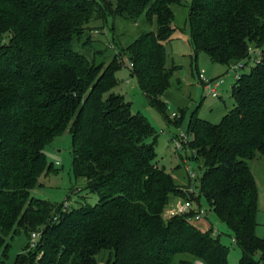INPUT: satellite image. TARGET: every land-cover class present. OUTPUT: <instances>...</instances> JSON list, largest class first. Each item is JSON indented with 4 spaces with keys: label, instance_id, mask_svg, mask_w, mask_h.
<instances>
[{
    "label": "trees",
    "instance_id": "16d2710c",
    "mask_svg": "<svg viewBox=\"0 0 264 264\" xmlns=\"http://www.w3.org/2000/svg\"><path fill=\"white\" fill-rule=\"evenodd\" d=\"M175 6L185 7L184 0H117L115 7L111 0H0V264H9L11 241L21 233L29 245L12 264H97L104 251L110 264H230L220 233H203L193 208L165 217L177 200L201 206V196L234 231L241 264H264L251 166L264 157V0L189 6L197 58L205 53L247 68L253 45L259 59L249 73L236 70L233 108L220 123L194 114L192 139L175 136L202 163L197 185L187 169V186L159 165L157 132L146 116L115 92L129 61L150 105L167 110L162 97L179 70L167 66ZM116 21L145 30L126 47L116 36L97 46L92 33L110 36ZM66 133L76 175L86 181V193H76L97 196L95 204L54 205L33 195L54 169L47 148Z\"/></svg>",
    "mask_w": 264,
    "mask_h": 264
},
{
    "label": "rangeland",
    "instance_id": "374dc122",
    "mask_svg": "<svg viewBox=\"0 0 264 264\" xmlns=\"http://www.w3.org/2000/svg\"><path fill=\"white\" fill-rule=\"evenodd\" d=\"M113 6L117 0H111ZM193 0H184L185 7H174L176 16L173 35V41L167 45V66L179 67L176 73L172 88L169 89L162 97L163 102L167 104V110L164 111L159 107L150 105L147 97L142 92L138 79L133 75V70L127 61L126 66L118 73L119 86L115 90L117 94L125 97L126 101L132 104L134 113H142L152 124L157 132L156 151L159 165L170 173L174 181L179 186L189 185V176L187 169L195 174L194 182L197 185L203 175L201 169L202 163L193 158V152L190 146H182L177 151L173 139L175 136L192 134L189 131V123L192 115L196 114L203 120L218 124L223 117L233 108V86L236 84V71L234 66L222 65L213 62L210 57L202 53L197 58L191 43V33L188 26L189 6ZM113 24V19L109 17L107 26ZM114 33L110 36L101 35V32L92 33V40L97 46L106 48L104 43L116 36L117 43L126 47L134 36H138L145 28L131 24H123L119 21L114 22ZM106 31H109L106 28ZM113 31V30H112ZM115 40V39H114ZM113 40V41H114ZM98 42L100 44H98ZM259 50L256 46L251 47V59L247 61V68H243L242 73H249L259 59ZM204 72L208 80L220 81L221 85L217 91L218 98L209 95L206 89L207 83L200 80V74ZM241 73V72H240ZM179 82V84H178ZM176 118H181L179 124ZM46 156L54 169L43 175L41 186L33 191V195L38 199L46 200L54 205H62L70 202L71 206L88 200L89 203L95 204L98 197L91 194L88 198H81L76 193L78 189L84 191L86 181L79 178L75 172L73 138L69 133L58 136L46 150ZM255 179L259 190V214L257 235L264 238V157H261L251 163ZM197 196L200 191L196 188ZM85 195V194H84ZM182 201L181 199L176 202ZM201 206L196 201L193 209L197 213L204 212L205 217L196 224L203 233L210 230L220 233V242L229 250L230 264H241V249L236 243L234 231L224 222L220 221L217 215L210 210L208 201L205 196H201ZM184 202V201H183ZM172 205L165 212L166 218H172L170 210ZM36 233L41 235V231ZM29 245V239L25 233H21L11 241L9 250V264H12L19 255L26 252ZM110 252H102L97 258V264H110ZM260 261V256L257 257ZM202 263L196 261L195 264Z\"/></svg>",
    "mask_w": 264,
    "mask_h": 264
},
{
    "label": "built area",
    "instance_id": "2783aa9c",
    "mask_svg": "<svg viewBox=\"0 0 264 264\" xmlns=\"http://www.w3.org/2000/svg\"><path fill=\"white\" fill-rule=\"evenodd\" d=\"M243 68H244V66L242 64H238V65L234 66L235 71L236 70L241 71V70H243ZM200 78L202 79V81L204 83H207L206 89L208 90L209 95L213 98H218L219 94H218L217 89L221 85V82L220 81H214V80H208L207 77L205 76L204 72H202ZM181 137L184 138L185 141L188 139V137L186 135H181ZM173 142L175 143L174 148L177 151H179L182 147V143L177 139H174ZM192 208H193V204L191 202L180 201L173 206V208L170 210L169 214L171 215V217L187 214L192 210ZM204 216H205V213L201 212L195 216L194 220L200 221ZM40 237H41V235L38 233H34L32 235L31 249H35L37 247V244L39 242ZM198 264H202V263H198Z\"/></svg>",
    "mask_w": 264,
    "mask_h": 264
}]
</instances>
